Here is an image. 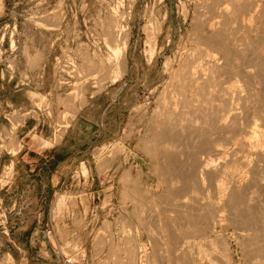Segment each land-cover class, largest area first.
Instances as JSON below:
<instances>
[{"label":"rangeland","instance_id":"1","mask_svg":"<svg viewBox=\"0 0 264 264\" xmlns=\"http://www.w3.org/2000/svg\"><path fill=\"white\" fill-rule=\"evenodd\" d=\"M195 5L194 0H0V264H132L128 254L133 248L138 249L135 250L138 259H132L133 264H192L195 259L198 260L197 264H229L227 261L230 264H248L246 261L250 259L249 253L257 246L260 238L259 244L264 248V225L260 227L258 224L264 221V206H261L264 205L263 128L262 135L256 138L260 143L258 147H251V144L248 146L245 143L248 138L237 135L244 141H239L237 136L233 137L236 140L224 148V152H230V155H225L228 157L221 160L211 151L209 154V151H202L207 154H204L205 157L199 155L201 163L206 160L216 161L214 167L217 170L235 162L233 167L229 166L232 170L229 168L228 175L226 178L224 176V182L218 189L210 182L208 175H203L204 189L198 191L199 197L205 194L212 200L213 196L221 194V198H217L222 202L218 204L215 197L216 200L212 201L221 209L222 215L218 219H223L219 221L221 224L216 219L209 229L201 227L205 232H200V226L193 222L195 228L191 227L192 220L188 222L189 211L186 206L193 203L191 195L197 193L182 190L181 178L161 173V166L152 161L147 153L146 147L151 139L150 129L147 128L150 126L149 118L158 107L160 95L171 73L181 69L188 59L186 47L191 46ZM148 26L150 29L147 31ZM106 27H109L112 36H109ZM150 34L154 37L159 35L153 59L149 55ZM124 39L128 42L125 55L117 57L113 48L116 44L121 46ZM228 87L230 99L233 100L230 101L233 103L229 104L232 108L229 111L227 109L228 112L219 114V110V117H215L218 121L214 122L215 128L217 122L216 129L219 132L234 122H237V127L242 126L241 129L248 128V121L245 120L249 119L245 112L247 110L242 107L246 105L247 108L248 103L254 107V102H249L252 96L249 97L251 93L248 86L235 80ZM240 99L244 100V105ZM246 99L249 101L246 102ZM262 117L263 122L258 121L259 125H264V107ZM214 129L213 132L216 131ZM222 134L217 135L218 139L213 135V139L219 140L226 147ZM226 139L230 140V137ZM217 140L213 142L218 144ZM234 141H239V145ZM243 150H246L245 153ZM32 165L36 166L30 170ZM56 175L63 176L65 184L57 186L54 183L49 193H42L49 186L48 180L51 184ZM165 176L169 178L165 179ZM228 182L229 185L233 184L229 186ZM232 191L235 194L240 192L239 197L243 198L244 203L247 202L245 206L254 205L252 210L248 206L246 208L250 211L247 212L242 202L240 207L245 208H241L244 209L243 213L240 212L242 215L239 217V214L232 213V208L227 207L230 206L229 202L226 204ZM247 191L252 196L255 191L262 193L258 195L255 192L257 195H254V201H258L257 206L252 201L254 196L251 198ZM169 195H175L174 199ZM165 196H168L167 202ZM259 196H262L261 199ZM62 199L65 202L59 209L58 201ZM184 201L189 203L182 207L180 203ZM178 202L180 205H175ZM135 209L142 212L138 214ZM233 215L236 216L234 220L231 219ZM181 218L188 223L185 220L180 222ZM257 219L259 221H254ZM61 235L65 236L63 239L66 241L59 237ZM171 235L173 240L169 243L170 238L167 237ZM217 237L222 239L215 240ZM184 243L186 246L181 249ZM193 246H199L198 251ZM204 246V249H209L207 252ZM74 247L79 248L76 250ZM68 249H71V253ZM210 251L214 255L212 252L209 254ZM181 256H186L187 262ZM21 257L24 259L22 263L18 262ZM261 258L264 259V253ZM163 259H167L168 263Z\"/></svg>","mask_w":264,"mask_h":264},{"label":"bare ground","instance_id":"2","mask_svg":"<svg viewBox=\"0 0 264 264\" xmlns=\"http://www.w3.org/2000/svg\"><path fill=\"white\" fill-rule=\"evenodd\" d=\"M195 1V13H194V18L192 21V34L193 36H191V46L189 48L186 47L187 51H188V59H186V61L184 62V66L179 69V70H174L167 83H166V87L164 88V91L162 92V94L160 95L159 98V102H158V107L156 108L154 115L151 116V118H149L150 120V126H148L147 128H149V132H150V136L151 139L148 141V147H146V149L148 150V155L150 156V158H152V161H154L157 165L159 164V170L164 173H166L167 175H172V177H178L181 178L180 183L182 181V190H189V193H197V195H191V201L193 202L191 205H185L186 207H188L189 211V220L191 221V224L193 222V224L195 223V225H199L200 228H198V230L200 229V232L204 231L206 229H209L213 224L216 222V219L221 218L220 215V210L218 208V202H222L219 201L218 198L221 196H217L218 194H216V197L213 196L218 200V201H212L210 199H208L206 197V195H202L201 197H199L200 193L198 191H202V188L204 187V182H203V175H208L210 178V182L212 181L216 187V189H218V187H221L220 185L222 184V182H224V176L226 178V175H228L229 173V168L231 169V167L234 165L231 164L228 166H224L222 167V169L217 170L216 167H214V161L211 160V162H206L205 163H201V161H199V157L201 156L202 151H209L208 154L210 153V151L218 156V158L221 157V160L223 157H228V155H230L228 152H224V148L226 149L228 147V145H231L233 143L232 140H234L237 135L243 136L244 138H248L245 143L251 144V147L254 146L256 147L258 144V141H256L258 136H261L262 134V129L264 130V125H259L258 121L262 120L263 122V118L262 117V112H263V107H264V0H194ZM120 14V13H119ZM188 15V14H187ZM185 14V16H187ZM117 17V15H116ZM124 17V16H123ZM122 17V18H123ZM118 19V18H117ZM157 19V18H156ZM120 20V19H119ZM124 21V18H123ZM153 21V19H152ZM161 21V20H160ZM159 21V23H160ZM118 23V22H117ZM109 25V24H108ZM118 26V25H117ZM149 26H151L149 24ZM148 26V29H146L147 31L150 29ZM156 26V25H155ZM162 26V25H161ZM110 29L111 26L109 25ZM109 27L107 28V32L109 33V36H112L113 34H111V30L109 29ZM162 28V27H161ZM109 29V30H108ZM116 29V27H115ZM145 30V31H146ZM114 31V30H113ZM112 31V33H113ZM156 32V30H153ZM115 32V31H114ZM152 32V31H151ZM150 32V33H151ZM107 33V34H108ZM149 34V32H147ZM154 33V32H153ZM159 34V33H158ZM151 36H147V38L149 37V55H150V59H153L155 56V50H156V46L158 44L159 41V35L157 37H154L153 34H150ZM157 34L155 33V36ZM127 38V37H126ZM123 39V38H122ZM127 40V39H126ZM147 41V42H148ZM124 43L121 44H116L115 47L113 48V52L115 51L116 56L118 57L121 54L125 55V51L127 49V44L128 42L125 41V39L123 40ZM185 46V45H184ZM187 57V56H186ZM180 66V65H179ZM174 68V67H173ZM178 69V68H177ZM115 80V79H114ZM241 81L242 83H244L246 86V89L248 88V91L251 93L249 94V97L252 96L253 101H249V99L246 102H254V107H250L249 103H248V110L246 108V105L242 107L245 108V110L249 111H245L248 116L247 118L249 119H245L248 121V128L250 127V129L245 128V129H241V127H237L236 123L234 122L232 123L230 126H228L226 129L224 130H220V132L216 129L217 128V119L215 120V117L219 115L217 114L220 110L219 114H222L224 112L230 110L229 108H232L231 106H229L231 102L230 100V94H229V87L228 85L230 83H233V81ZM245 87V86H244ZM240 93V92H239ZM232 94V93H231ZM75 95V94H74ZM240 95V94H239ZM251 95V96H250ZM245 96V95H244ZM231 98H233L231 96ZM237 98V97H236ZM240 98V96H239ZM86 99V98H84ZM244 99V98H243ZM78 100V99H77ZM80 100V99H79ZM239 100V101H240ZM233 101V100H232ZM238 101V100H237ZM235 101V102H237ZM238 101V102H239ZM84 102V101H83ZM240 103V104H241ZM239 104V106H241ZM247 104V103H246ZM253 104V103H250ZM84 104L80 105L83 106ZM232 105V104H230ZM228 107V108H227ZM78 108V107H77ZM235 108V107H233ZM239 108V107H238ZM77 110V109H76ZM79 111V110H78ZM227 111V112H228ZM243 113L246 117V113ZM239 113V112H238ZM234 114V113H233ZM223 116V115H222ZM234 116V115H233ZM217 118V117H216ZM234 118V117H233ZM220 119V118H219ZM231 119V118H230ZM143 120V119H141ZM148 121V122H149ZM215 121L216 122V128H215ZM242 121V120H241ZM230 123L232 121H229ZM240 124V123H239ZM242 124V123H241ZM214 125V126H213ZM216 131H218L219 133H216L217 135H220L222 133L224 140H225V145H227L226 147L221 145V143L219 142V140H217V135H215V129ZM67 128V127H66ZM244 128V127H243ZM213 129L215 132H213ZM148 130V129H147ZM214 133V134H213ZM148 134V133H147ZM216 136L217 139H213L214 136ZM224 135H230V140L226 139L229 138L228 136H224ZM240 136L238 137L239 141H242L240 139H242ZM62 138V136H61ZM215 138V137H214ZM223 138H221L223 140ZM240 138V139H239ZM217 140V142H219L218 144L214 143ZM226 140L228 141V143H226ZM236 140V139H235ZM145 141V139L143 140ZM214 141V142H213ZM221 141V140H220ZM239 141H234V143L236 144V142H238L239 145ZM244 141V140H243ZM242 141V142H243ZM146 142V141H145ZM224 142V141H223ZM241 142V143H242ZM56 143V142H55ZM59 143V140H57V144ZM147 143V142H146ZM240 143V148H241V144ZM140 144V143H139ZM215 144L217 145V148L215 146ZM219 144L223 147H220ZM236 145V146H238ZM244 145V144H243ZM52 147V145H50ZM219 146V147H218ZM260 146V145H258ZM257 146V147H258ZM141 147V146H139ZM231 147V146H230ZM239 147V146H238ZM245 147V146H244ZM247 147V146H246ZM264 147V146H263ZM219 148V149H218ZM235 148V146H234ZM248 148V147H247ZM260 148V147H259ZM145 149V148H144ZM254 149V148H253ZM249 150V148H248ZM146 151V150H145ZM226 151V150H225ZM229 151V150H228ZM246 151V150H245ZM245 151L243 150V153H245ZM242 152V151H241ZM250 152V151H249ZM146 153V152H145ZM242 153V154H243ZM253 153V152H252ZM258 153V152H257ZM205 154V153H204ZM203 154V156H204ZM226 154H228L227 156H225ZM240 154V153H238ZM250 154V153H249ZM200 155V156H199ZM207 155V154H205ZM241 155V154H240ZM233 156V155H231ZM239 156V155H238ZM245 156V155H244ZM253 156V155H252ZM205 157V156H204ZM214 157V156H213ZM203 158V157H202ZM230 158V157H229ZM235 158V157H233ZM207 159H211V158H207ZM227 159V158H226ZM225 159V160H226ZM109 160V159H108ZM204 160V159H203ZM215 160V159H214ZM220 159H217V161H219ZM220 160V161H221ZM228 160V159H227ZM249 160V159H248ZM254 160V159H253ZM224 161V160H223ZM231 161V160H230ZM238 161V160H237ZM251 161V160H250ZM218 163V162H217ZM226 163V161H225ZM228 163V162H227ZM237 163V162H236ZM242 163V162H241ZM245 163V162H244ZM260 163V162H259ZM263 163H264V154H263ZM105 164V163H104ZM161 164V165H160ZM253 164V163H252ZM257 164V163H256ZM164 165V166H162ZM217 165V164H216ZM241 165V164H240ZM244 165V164H243ZM106 166H108L106 164ZM220 167V165H218ZM217 166V167H218ZM223 166V165H222ZM255 166V165H254ZM236 167V166H235ZM242 167V166H241ZM244 167V166H243ZM257 167V166H256ZM259 167V166H258ZM105 168V167H104ZM119 168V167H118ZM158 167H156L157 173H158ZM247 168V167H246ZM260 168V167H259ZM100 169V168H99ZM232 170V169H231ZM262 170V169H261ZM87 172V171H86ZM100 172V171H99ZM132 172V171H131ZM102 173V172H101ZM129 173V172H128ZM155 173V172H154ZM163 173V174H164ZM160 174V172L158 173ZM263 174V173H262ZM85 175V174H84ZM126 175V174H125ZM162 175V174H161ZM166 175V176H167ZM86 176V175H85ZM165 179L169 178L167 177ZM261 176V175H260ZM124 177V176H123ZM236 177V176H235ZM258 177V176H257ZM131 178V177H130ZM145 178V177H144ZM163 178V177H161ZM206 178V177H204ZM228 178V176H227ZM230 178V177H229ZM259 178V177H258ZM264 178V177H263ZM122 179V178H121ZM147 179V178H146ZM164 179V178H163ZM171 179V178H170ZM253 179V178H252ZM135 180V179H134ZM159 180V178L157 179ZM175 180V179H173ZM177 180V179H176ZM207 180V179H206ZM205 180V181H206ZM226 180V179H225ZM236 180V179H235ZM258 180V179H257ZM261 180V179H260ZM264 180V179H262ZM133 180H131L132 182ZM140 181V180H139ZM166 181V180H165ZM169 181V180H167ZM166 181V182H167ZM231 181H233L231 179ZM127 181H125L126 183ZM138 182V181H137ZM161 182V179H160ZM174 184L175 182L172 181ZM227 182V181H226ZM237 182V181H236ZM262 182V181H261ZM130 183V182H129ZM172 183V184H173ZM230 182H228L229 185ZM251 183V182H250ZM256 183V182H255ZM168 184H170V182H168ZM173 184V185H174ZM209 184V183H208ZM227 184V183H226ZM233 184V183H231ZM230 184V185H231ZM257 184V183H256ZM263 184V183H262ZM261 184V185H262ZM163 185V184H162ZM165 185V184H164ZM172 185V186H173ZM181 185V186H182ZM210 185V184H209ZM213 185V184H211ZM210 185V186H211ZM227 185V186H228ZM229 185V186H230ZM247 185V184H246ZM260 185V186H261ZM125 186V184H124ZM169 186V185H168ZM175 186V185H174ZM226 186V185H224ZM244 186V185H243ZM208 187V186H207ZM234 187V186H233ZM255 187V186H254ZM136 188V187H135ZM206 188V187H205ZM211 188V187H210ZM214 188V186H213ZM235 188V187H234ZM233 188V189H234ZM247 188V187H246ZM249 188V187H248ZM252 188V187H251ZM133 189V188H132ZM139 189V188H138ZM137 189V190H138ZM168 189V188H167ZM180 189V188H179ZM178 189V190H179ZM204 189V188H203ZM212 189V188H211ZM215 189V188H214ZM220 189V188H219ZM226 189H229L228 187H226ZM236 189V188H235ZM259 189V188H258ZM171 190V189H170ZM174 190V189H173ZM176 190V189H175ZM174 190V191H175ZM207 190V189H206ZM223 190V189H222ZM230 190V189H229ZM241 190V189H240ZM157 191V190H156ZM169 191V189L167 190ZM173 191V192H174ZM177 191V190H176ZM216 191V190H215ZM215 191L214 195H215ZM236 191V190H235ZM253 191V190H251ZM257 191V190H256ZM255 191V192H256ZM136 192V191H135ZM172 192V191H171ZM172 192V194H174ZM184 192V191H183ZM230 192V191H229ZM248 192V191H247ZM252 192V194L254 193V195H259L260 193H255ZM126 193V191H125ZM170 193V192H169ZM176 193V192H175ZM179 193V192H178ZM186 193V192H185ZM199 193V194H198ZM203 193V192H202ZM201 193V194H202ZM233 193V191L231 192ZM231 193H229L231 195ZM240 193V192H239ZM238 193V194H239ZM245 193V192H244ZM244 193L243 197H244ZM249 193V192H248ZM129 194V193H128ZM137 194V193H136ZM150 194V193H148ZM171 194V193H170ZM177 194V193H176ZM180 194V193H179ZM184 194V193H183ZM228 194V196H230ZM237 194V193H236ZM235 193H233L230 197V200H226V204L227 201L229 202L230 206L228 205L227 207H229L230 209L232 208V213H236L237 215L239 214V217L242 215L241 213L244 212V209L248 206L246 203V200H248L247 198L245 200L246 203L243 202V198H240V195H236ZM247 194V193H246ZM264 194V193H263ZM127 195V193H126ZM130 195V194H129ZM147 195V194H146ZM151 195V194H150ZM209 195V194H208ZM212 195V194H211ZM253 195V196H254ZM262 195V193L260 194ZM66 196V195H65ZM125 196V195H124ZM132 197V194L130 195ZM129 196V197H130ZM142 196V195H141ZM170 196V195H169ZM175 196V195H173ZM173 196H170L171 198ZM181 196V194L179 195ZM177 196V197H179ZM189 194L186 196L188 197ZM204 196V197H203ZM224 196V195H223ZM240 196V197H239ZM249 196L251 197L252 195ZM252 196V197H253ZM140 197V196H139ZM144 197V195H143ZM158 197V196H157ZM164 197V196H163ZM166 197V196H165ZM184 197V196H183ZM203 197V198H202ZM207 199H206V198ZM218 197V198H217ZM249 197V198H250ZM251 197V198H252ZM262 196H259V198ZM264 197V196H263ZM64 198V197H63ZM142 198V197H140ZM155 198V195H154ZM159 198V197H158ZM162 197H160L161 199ZM167 198L166 202H167ZM185 198V197H184ZM221 198V197H220ZM251 198L249 200H251ZM256 199V196H254L252 199V201H254ZM61 199V198H60ZM123 199V198H122ZM129 199V198H128ZM134 199V198H133ZM145 199V198H144ZM151 199V198H149ZM163 199V200H164ZM174 199V197H173ZM186 199V198H185ZM189 199V198H188ZM214 199V200H216ZM224 199V198H223ZM229 199V197H228ZM261 199V198H260ZM257 199V200H260ZM131 200V199H130ZM137 200V199H136ZM148 200V198H147ZM157 200V198H156ZM162 200V201H163ZM170 200V199H169ZM180 200V199H179ZM144 201V200H143ZM146 201V200H145ZM144 201V202H145ZM160 201V200H159ZM158 201V202H159ZM177 200L175 199L174 202H176ZM190 201V202H191ZM252 201H248V203L250 202V204L252 203ZM262 201V200H261ZM59 203V209H61L62 204L65 202H63L62 200L58 201ZM139 202V201H138ZM147 202V201H146ZM150 202V201H149ZM165 203V201H163ZM172 202V200H171ZM243 202V204H242ZM256 202V201H254ZM258 202V201H257ZM252 203L255 204L257 206V203ZM263 202V201H262ZM133 203V202H132ZM151 204L153 202H150ZM163 203V204H164ZM169 203V202H168ZM166 203V205L168 204ZM173 203V202H172ZM189 203V202H188ZM184 201V203H180L183 204L182 207L184 206V204H188ZM75 204V203H74ZM170 204V203H169ZM179 202L175 205H178ZM179 204V205H180ZM73 205V204H72ZM77 205V204H76ZM89 205V204H88ZM140 205V204H139ZM146 205V204H145ZM148 205V204H147ZM158 205V204H157ZM161 205V204H160ZM159 205V206H160ZM172 205V204H171ZM178 205V206H179ZM240 205L245 206V208L242 206L240 207ZM144 206V205H143ZM152 206L155 207V205L153 204ZM162 206V205H161ZM168 206V205H167ZM174 206V205H173ZM254 206V205H253ZM252 206V207H253ZM255 206V207H256ZM264 206V205H261ZM260 206V207H261ZM141 207V205H140ZM145 207V206H144ZM150 207V204H149ZM185 207V208H186ZM250 207V206H249ZM252 207L251 210H252ZM158 208V207H157ZM165 208V207H163ZM177 207H175L174 209L176 210ZM244 208V209H241ZM258 208V207H256ZM254 208V209H256ZM137 209H139L137 207ZM135 209V210H137ZM146 209V207H145ZM150 209V208H148ZM159 209V208H158ZM157 209V210H158ZM170 209V208H169ZM181 210V208H178ZM183 209V208H182ZM264 209V208H262ZM259 209V210H262ZM142 210V208H141ZM141 210H137L138 214L139 211ZM156 210V211H157ZM243 210V211H241ZM247 212L250 211V209L248 210V208H246ZM155 211V212H156ZM162 211V210H161ZM167 211V210H166ZM170 211V210H169ZM174 211V210H173ZM172 211V212H173ZM178 211V210H177ZM177 211H174L175 213H179ZM182 210V214H183ZM257 211V210H256ZM255 211V212H256ZM263 211V210H262ZM61 212V211H60ZM134 212V211H133ZM142 212V211H141ZM140 212V213H141ZM165 212V209H164ZM164 212L162 211V213L164 214ZM186 212V210H185ZM241 212V213H240ZM246 212V211H245ZM168 213V212H167ZM222 213V212H221ZM74 214V213H73ZM136 215H138L135 212ZM142 214V213H141ZM145 214V213H144ZM156 214V213H155ZM174 214V213H173ZM181 214V213H180ZM179 214V215H180ZM181 214V216H183ZM186 214V213H185ZM226 214V213H225ZM252 214V213H251ZM249 214V215H251ZM256 214V213H255ZM121 215V214H120ZM146 215V214H145ZM151 215V214H150ZM154 215V214H153ZM160 215V214H159ZM158 215V217H160ZM177 215V214H175ZM178 215V216H179ZM187 215V214H186ZM185 215V216H186ZM261 215V214H260ZM67 216V215H66ZM134 216V215H133ZM139 216V215H138ZM144 216V215H143ZM149 216V215H147ZM152 216V215H151ZM149 216V217H151ZM162 216V214H161ZM173 216V215H172ZM245 216V215H244ZM256 216V215H255ZM76 217V216H75ZM142 217V216H141ZM154 217H156L154 215ZM236 218V216H232L231 219ZM81 218V217H80ZM123 218V217H122ZM143 218V217H142ZM153 218V217H152ZM162 218V217H160ZM160 218H158L157 220H159ZM186 218V217H185ZM238 218V217H237ZM243 218V217H242ZM245 218V217H244ZM254 218V216H253ZM252 218V220H253ZM61 219V218H60ZM59 219V220H60ZM139 219V218H138ZM175 219V218H174ZM173 219V221H174ZM182 219V220H181ZM179 221L183 222V220H185L184 218H181ZM230 219V218H229ZM239 219V218H238ZM255 219V218H254ZM77 220V219H76ZM126 220V219H125ZM172 220V219H171ZM187 220V218H186ZM185 220V221H186ZM223 220V219H222ZM221 219H218V222L221 221ZM234 220V219H233ZM237 219H235L236 221ZM240 220V219H239ZM247 220V219H246ZM251 220V219H250ZM75 221V218H74ZM80 221V220H79ZM117 221V220H116ZM127 221V220H126ZM133 221V220H132ZM147 221V220H146ZM151 221V220H150ZM167 221V220H166ZM184 221V222H185ZM232 221V220H231ZM238 221V220H237ZM244 221V219H243ZM249 221V220H248ZM254 221H259V219L254 220ZM119 222V221H118ZM124 222V221H123ZM135 222V221H134ZM140 222V220H139ZM152 222V221H151ZM155 223V221H153ZM161 222V221H160ZM163 222V221H162ZM170 222V221H169ZM179 222V223H180ZM187 222V221H186ZM187 222V223H188ZM217 222V223H218ZM252 222V221H251ZM76 223V222H75ZM84 223V222H83ZM88 223V222H87ZM148 223V222H147ZM150 223V222H149ZM153 223V224H154ZM173 223V222H172ZM175 223V222H174ZM220 223V222H219ZM227 223V222H226ZM232 223V222H231ZM234 223V222H233ZM236 223V222H235ZM234 223V224H235ZM248 223V222H247ZM253 223V222H252ZM251 223V224H252ZM82 224V223H81ZM158 224V222L156 223ZM167 224V223H166ZM191 227H194L195 225H193ZM221 224V223H220ZM233 224V225H234ZM244 223H242L243 225ZM250 224V225H251ZM257 224V223H255ZM258 224L260 225V227L264 225V221H259ZM257 224V227L259 226ZM58 225V224H57ZM64 225V224H63ZM118 225V224H117ZM130 225V224H129ZM155 225V224H154ZM176 225V223H175ZM188 225V226H189ZM216 225V224H214ZM213 225V226H214ZM226 225V224H225ZM236 225V224H235ZM234 225V227H235ZM238 225V224H237ZM236 225V226H237ZM249 225V224H248ZM68 226V225H67ZM133 226V225H132ZM142 226V225H141ZM146 226V225H145ZM151 226V225H150ZM149 226V227H150ZM157 226V225H156ZM164 226V225H163ZM162 226V227H163ZM198 226V227H199ZM240 226V225H239ZM245 226V225H244ZM254 225H252L253 227ZM148 227V226H147ZM146 227V228H147ZM160 227V225H159ZM179 227V225H178ZM197 227V226H196ZM201 227H203L202 229H206L205 230H201ZM215 227V226H214ZM241 227V226H240ZM238 227V228H240ZM251 227V228H252ZM255 227V226H254ZM58 228V227H57ZM156 228V227H155ZM167 228V227H166ZM169 228V227H168ZM195 228V227H194ZM221 228V227H219ZM246 228V226H245ZM244 228V229H245ZM66 229V228H65ZM71 229V226H70ZM149 229V228H148ZM158 229V228H157ZM164 229V228H163ZM180 229V228H179ZM191 229V228H189ZM254 229V228H253ZM257 230V228H255ZM261 229V228H260ZM263 229V228H262ZM58 230V229H57ZM73 230V229H72ZM132 230V229H131ZM146 230V229H145ZM160 230V229H159ZM158 230V231H159ZM162 230V229H161ZM160 230V231H161ZM196 230V231H198ZM211 230V229H210ZM62 231V230H60ZM68 231V230H67ZM74 231V230H73ZM76 231V230H75ZM157 231V230H156ZM182 231V229H181ZM180 231V232H181ZM189 231V230H188ZM209 230H207L208 233ZM212 231V230H211ZM224 231V230H223ZM244 231V230H243ZM147 232V231H146ZM178 232V231H177ZM246 232V231H245ZM256 232V231H255ZM258 232V230H257ZM264 232V230L262 231ZM64 233V231H63ZM66 233V232H65ZM142 233V232H141ZM165 233V232H164ZM167 233V232H166ZM189 233V232H188ZM205 233V234H207ZM238 233V232H237ZM56 234V233H55ZM60 234V233H59ZM68 234V233H67ZM67 234H65L66 238H67ZM133 234V233H132ZM148 234V233H147ZM169 234V233H168ZM185 234V233H184ZM209 234V233H208ZM207 234V235H208ZM246 234V233H245ZM248 234V231H247ZM253 234V231H252ZM256 233H254L255 235ZM63 235V234H62ZM59 236V237H62ZM121 235V233L119 234V236ZM126 235V232H125ZM153 235V234H152ZM155 235V234H154ZM153 235V236H154ZM157 235V234H156ZM161 235V233H160ZM182 235V234H181ZM187 235V234H186ZM196 235V234H195ZM199 235V234H198ZM220 235V234H219ZM250 235V234H249ZM247 235V236H249ZM257 235V234H256ZM64 236V237H65ZM80 236V235H79ZM124 236V235H122ZM128 236V234L126 235ZM125 236V237H126ZM194 236V235H193ZM210 236V235H209ZM207 236V237H209ZM240 236V235H239ZM262 236V235H261ZM62 237V239L64 238ZM112 237V236H111ZM152 236L150 235V238ZM167 237V236H166ZM190 237V236H189ZM189 237L187 240H189ZM197 237V236H195ZM203 237H205L203 235ZM203 237H201L203 239ZM223 237V235H222ZM253 237V236H252ZM258 236H256L257 238ZM69 238V237H68ZM97 238V237H96ZM128 238V237H127ZM126 238V239H127ZM140 238V237H139ZM155 238V237H154ZM159 238V237H158ZM161 238V237H160ZM163 238V235H162ZM170 238V242L171 240H173V236L171 235V237H167ZM172 238V239H171ZM175 238V237H174ZM179 238V237H178ZM183 238V237H181ZM186 238V237H185ZM200 238V237H199ZM245 238V237H244ZM120 239V238H118ZM123 239V237H122ZM166 239V238H165ZM164 239V240H165ZM184 239V238H183ZM213 239V238H210ZM222 239L220 238H216L215 240H220ZM226 239V238H225ZM243 239V238H242ZM250 239V238H249ZM259 239V238H258ZM65 240V239H63ZM115 240V239H114ZM129 240V238H128ZM135 240V239H134ZM137 240V238H136ZM142 240V239H141ZM163 240V239H162ZM167 240V239H166ZM177 240V238H176ZM175 240V241H176ZM179 240V239H178ZM177 240V242H178ZM207 240V239H206ZM228 240V239H227ZM257 240V239H256ZM66 241V240H65ZM79 241V240H78ZM120 241V240H119ZM159 241V240H157ZM169 241V240H167ZM174 241V242H175ZM183 241V240H182ZM203 241V240H202ZM223 241V240H222ZM252 241V239H251ZM259 241L261 242V238L260 240L257 241V246L255 245V248L252 249L249 253L250 259L246 262H248V264H262L264 259H262V255L264 253V248H262L259 244ZM100 242V241H99ZM121 242V241H120ZM129 241H127L128 243ZM152 242V241H151ZM173 242V241H172ZM193 242V241H192ZM191 242V243H192ZM224 242V241H223ZM101 243V242H100ZM123 243V242H122ZM139 243V242H138ZM162 243V242H160ZM164 243V242H163ZM168 243V242H167ZM206 243V242H204ZM208 243V242H207ZM217 243V242H216ZM227 243V242H226ZM247 243V242H246ZM250 243V242H249ZM102 244V243H101ZM130 244V243H129ZM132 244V242H131ZM181 244V241H180ZM195 244V243H194ZM191 244V245H194ZM210 244V243H209ZM215 244V243H214ZM220 244V243H219ZM219 244L217 245V247L219 246ZM36 245V244H35ZM43 245V243H42ZM69 245V244H67ZM104 245V244H102ZM119 245V244H117ZM127 247L129 246L128 244H126ZM153 245V244H152ZM162 245V244H161ZM160 245V246H161ZM175 245V244H174ZM212 245V244H211ZM210 245V246H211ZM249 245V244H248ZM46 246V244H45ZM59 246V245H58ZM96 246V245H95ZM101 246V245H100ZM125 246V245H124ZM132 246V245H130ZM136 246V245H135ZM164 246V245H162ZM167 246V244H166ZM173 246V245H172ZM185 243L183 245H181V249L185 248ZM215 246V245H214ZM229 246V245H228ZM250 246V245H249ZM264 246V245H262ZM67 247H71L67 246ZM82 247V246H80ZM99 247V246H98ZM119 247V246H118ZM122 246H120L121 248ZM125 247V248H127ZM157 247V246H155ZM178 247V246H177ZM199 247V246H197ZM194 247L193 248H197ZM212 247V246H211ZM226 247V246H225ZM230 247V246H229ZM247 247V246H246ZM253 247V246H252ZM251 247V248H252ZM64 248V247H63ZM76 248V247H74ZM79 248V247H77ZM76 248V250H77ZM119 248V249H120ZM130 248V250H132V247H128ZM160 248V247H159ZM162 248V247H161ZM169 248V247H168ZM167 248V249H168ZM174 248V247H173ZM205 248V246L203 247V249ZM222 248V246H221ZM115 249V247H114ZM118 249V248H117ZM166 249V250H167ZM170 249V248H169ZM168 249V250H169ZM199 248H197L198 251ZM202 249V250H203ZM247 249V248H246ZM67 250V249H66ZM71 250V249H70ZM69 251V253H71V251ZM100 250V249H99ZM103 250V249H102ZM129 250V249H128ZM129 250V251H130ZM138 250V249H135ZM134 248L133 251H128L130 255L129 258L134 259L135 257L137 258L138 256L135 255ZM158 250V249H157ZM161 250V249H160ZM177 250V249H175ZM207 249H204V251H206ZM209 250V249H208ZM207 250V251H208ZM217 250V249H216ZM221 250V249H220ZM223 250V249H222ZM225 250V249H224ZM75 251V250H74ZM113 251V250H112ZM116 251V250H115ZM164 251V249H163ZM184 251V250H183ZM183 251H181L183 253ZM206 251V252H207ZM214 251V250H213ZM230 251V250H229ZM73 252V251H72ZM77 252V251H76ZM121 252V251H120ZM125 252V251H124ZM158 252V251H157ZM168 253V251H166ZM174 252V251H173ZM180 252V253H181ZM187 252V250H186ZM193 252V251H192ZM212 251L209 252V254ZM74 253V252H73ZM123 253V252H122ZM162 255L164 252H161ZM177 253H179L177 251ZM185 253V251H184ZM200 253V252H199ZM224 253V252H223ZM226 253V252H225ZM229 253V252H228ZM68 254V253H66ZM174 254V253H173ZM187 254V253H186ZM213 254V252L211 253ZM72 256V254H70ZM86 255V254H85ZM84 255V256H85ZM97 255V254H96ZM115 255V254H114ZM117 255V254H116ZM115 255V256H116ZM125 255V254H124ZM138 255V252H137ZM170 255V254H169ZM177 255V254H176ZM175 255V257H176ZM188 255V254H187ZM197 255V254H195ZM214 255V254H213ZM212 255V256H213ZM217 255V254H216ZM248 255V254H247ZM68 256V255H67ZM119 256V255H118ZM165 256V253H164ZM163 256V257H164ZM172 256V255H171ZM180 256V255H179ZM189 256V255H188ZM201 256V255H200ZM247 256V257H249ZM76 257V256H75ZM133 257V258H132ZM166 257V256H165ZM164 257V258H165ZM174 257V256H172ZM171 257V258H172ZM182 259L185 258L186 256H181ZM78 258V257H76ZM114 258V257H113ZM167 258V257H166ZM170 258V257H169ZM170 258V259H171ZM179 258V257H178ZM192 258V257H191ZM214 258V257H213ZM138 259V258H137ZM168 259V258H167ZM166 259V260H167ZM169 259V260H170ZM199 259V257H198ZM45 260V259H44ZM101 260V259H100ZM133 264V260L131 261ZM164 260V259H163ZM164 260V261H166ZM173 260V258H172ZM180 260V259H179ZM188 259H186L187 262ZM225 260V258H224ZM107 262L109 260H106ZM116 261V260H115ZM176 261V260H175ZM194 262L192 264H197L198 260L195 259L193 260ZM204 261V260H203ZM214 261V260H213ZM227 261V260H226ZM225 261V262H226ZM121 262V260H120ZM123 262V261H122ZM167 262V261H166ZM185 262V261H182ZM216 262V260H215ZM229 264L230 262L227 261ZM226 262V263H227ZM233 262V261H232ZM245 262V261H244ZM105 263V262H104ZM168 263V262H167ZM119 264V263H118ZM121 264V263H120ZM124 264V262H123ZM137 264V262H136ZM173 264V262L171 263ZM191 264V263H190ZM218 264V263H216ZM247 264V263H244Z\"/></svg>","mask_w":264,"mask_h":264},{"label":"crops","instance_id":"3","mask_svg":"<svg viewBox=\"0 0 264 264\" xmlns=\"http://www.w3.org/2000/svg\"><path fill=\"white\" fill-rule=\"evenodd\" d=\"M36 165H32L31 167H29V169L31 170L32 168H34ZM56 179L55 180H52V182H51V184H50V179L48 180V184H49V186H48V188L46 189V190H44L42 193H49L50 192V189L52 188V187H50V186H54L53 184L54 183H56L57 184V186H58V184H65V181H66V179H64L63 178V176H61V175H56V176H54ZM52 179H53V176L51 177ZM32 261H33V258L31 259ZM45 260H48V259H45ZM24 261V259L21 257L20 258V260L18 259V262H20V263H22ZM27 261L29 262V258H27Z\"/></svg>","mask_w":264,"mask_h":264}]
</instances>
